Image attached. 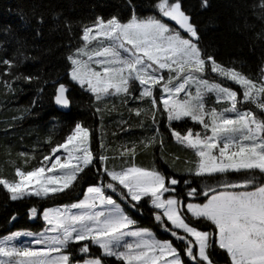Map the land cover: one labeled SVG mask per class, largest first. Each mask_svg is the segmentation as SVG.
Returning <instances> with one entry per match:
<instances>
[{"label":"snow or ice","instance_id":"obj_1","mask_svg":"<svg viewBox=\"0 0 264 264\" xmlns=\"http://www.w3.org/2000/svg\"><path fill=\"white\" fill-rule=\"evenodd\" d=\"M229 6L219 37L196 20L211 0H123L107 13L93 6L90 17L75 16L72 0L9 8L0 86L35 93L12 120L49 111L71 119L60 140H37L18 153L22 165L11 162L12 175L0 172L8 199L32 201L25 214L43 222L0 236V264H264V0ZM244 46L259 50L255 68L222 56ZM29 64L41 67L21 71ZM110 97L138 105L128 111L144 132L118 150L103 135L96 148L89 123L103 121ZM48 122L55 128L59 117ZM169 140L186 156L169 153ZM150 149L152 164L137 163Z\"/></svg>","mask_w":264,"mask_h":264},{"label":"trees","instance_id":"obj_2","mask_svg":"<svg viewBox=\"0 0 264 264\" xmlns=\"http://www.w3.org/2000/svg\"><path fill=\"white\" fill-rule=\"evenodd\" d=\"M21 2V0H0V29L13 23V13L9 11V8H14L15 5ZM23 3H30L31 0H22ZM48 3L49 0H44ZM55 3H69V0H51ZM75 4L74 15L77 17H90L92 15L93 6L95 11H104L105 13L115 11L122 7L123 0H72ZM185 3L189 6L197 3V0H185ZM230 0H211V7L207 10H199L196 14V20L204 29L207 37H219L222 35L227 27L229 18L232 15V9L230 8ZM2 38V37H0ZM58 42V38H57ZM221 53L224 59L228 58V54L231 53L237 59L246 61V67L255 68L260 62V52L256 51L255 54L250 53L247 46L233 47L229 49H221ZM2 55V53H0ZM39 64H29L27 68H22L21 71H29L35 68H39ZM34 90L31 88L26 89L24 92H20L15 96L6 93L4 88L0 86V172L5 175H12L14 168L12 161H15L17 165L23 164V159L18 155L21 151H30L32 146L40 140L43 142V138L47 135H53L56 140H60L62 136L61 127H66L70 122L71 116L63 112L49 111L47 115L41 114L40 119L27 118L25 120L13 121L12 118L19 115V110L30 104V101L34 95ZM77 99L80 96L77 95ZM107 106V111L103 114V121L97 116L89 123H92L96 130V144L95 147L99 148V141L101 136L106 139L108 144L113 149H119V146L128 139L138 138L144 135L139 125V120L134 113H129V107L138 106L134 102H129V105H124L120 97L112 98L104 102L101 107ZM115 105V108H113ZM146 107V105H145ZM77 112L76 108H73V114ZM59 117V124L53 128V125L49 123L51 116ZM126 121L123 125L125 129L131 127V131L127 132V135L120 133L119 125L120 121ZM193 122L188 121L187 126H191ZM13 124L14 130H8V125ZM103 124V127H101ZM175 126L186 127L177 123ZM162 131L165 129L162 128ZM113 133H116L113 135ZM11 149L9 152L8 149ZM168 152L172 154H178L185 157L186 154L181 152L177 146L169 140L167 144ZM110 155L112 153H109ZM160 149L155 150V156L161 167L167 168V164L164 160L159 159ZM153 151H141L137 154L136 162L144 166H149L153 162ZM35 163V161H32ZM183 164L177 165V167H183ZM91 176V173H89ZM76 193L71 196H66L62 199H58L55 203H68L76 197ZM32 201L25 202H13L10 201L6 195V192L0 188V235L6 234L15 229H32L37 230L42 226L43 222L40 220H30L25 214L26 207L30 206ZM43 206H49L48 203L39 201ZM13 211H17L20 215L13 222H9L8 218ZM147 215V213H146ZM147 224V220L144 221ZM162 238H168L167 234ZM95 250V249H93Z\"/></svg>","mask_w":264,"mask_h":264},{"label":"rangeland","instance_id":"obj_3","mask_svg":"<svg viewBox=\"0 0 264 264\" xmlns=\"http://www.w3.org/2000/svg\"><path fill=\"white\" fill-rule=\"evenodd\" d=\"M213 100H214V98H213ZM212 101H210V103H211ZM43 227V224H42V226L41 227H39V229H37V230H32V229H15V230H30V231H33V232H37V231H40V229ZM15 230H12V231H15ZM11 232V231H10ZM9 233V232H8ZM7 234V233H6ZM6 234H3V235H6ZM3 235H0V236H3Z\"/></svg>","mask_w":264,"mask_h":264}]
</instances>
